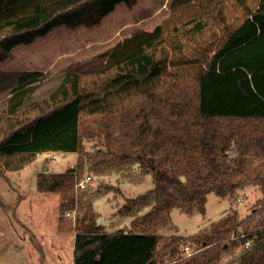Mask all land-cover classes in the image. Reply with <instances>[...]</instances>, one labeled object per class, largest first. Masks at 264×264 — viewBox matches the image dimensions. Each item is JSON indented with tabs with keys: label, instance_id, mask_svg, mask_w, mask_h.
I'll return each mask as SVG.
<instances>
[{
	"label": "trees",
	"instance_id": "1",
	"mask_svg": "<svg viewBox=\"0 0 264 264\" xmlns=\"http://www.w3.org/2000/svg\"><path fill=\"white\" fill-rule=\"evenodd\" d=\"M131 2L0 0V62L15 59L17 48L25 47L26 60L45 58L49 67L62 53L53 45L54 30L74 29L87 15L94 16L89 42L108 40L124 24L120 13ZM36 43L43 46L32 49ZM97 57L105 61L101 68L67 72L49 97L52 106L28 123H17L21 127L0 140L5 158L0 172L17 171L44 151H80L82 120L100 116L99 139L109 142L119 130L122 147L91 168L132 159L152 174L153 187L125 206L155 194L149 213L193 201L203 211L207 187L218 195L226 185L236 188L224 176L238 171L244 156H264V0H170L168 13L151 28L135 31ZM44 78L37 67L16 74L5 113L17 114L32 86ZM0 80L8 82L7 77ZM78 175L74 168L42 175L37 188L61 191ZM235 213L191 235L197 251L177 264H215L239 243L264 236V231L238 232L223 241ZM79 226L73 264H160L179 253L172 246L160 250L155 233L105 232L92 214ZM240 259L239 264H264V242L248 247Z\"/></svg>",
	"mask_w": 264,
	"mask_h": 264
},
{
	"label": "rangeland",
	"instance_id": "2",
	"mask_svg": "<svg viewBox=\"0 0 264 264\" xmlns=\"http://www.w3.org/2000/svg\"><path fill=\"white\" fill-rule=\"evenodd\" d=\"M169 2L133 0L120 13L124 24L105 41L89 42L94 24L92 15H87L83 23L74 29L57 27L52 40L55 48L62 53L53 57V64L49 67L45 58L40 63L26 60V48L18 47L15 59L0 62V77L8 79V82L0 80V140L12 128L21 127L17 123H28L40 111L52 106L48 103L49 97L67 72L79 74L101 68L105 61L97 54L135 31L151 28L168 13ZM127 16L129 18H125ZM81 43L86 44L80 46ZM42 46L36 43L32 49ZM32 67L43 69L46 78L32 86L17 114L9 116L5 113L9 83H13L16 74ZM103 127L100 116L84 117L79 126L83 145L80 151L57 152L55 156L45 157L38 153L21 169L0 172V264H73L74 236L80 229L82 218L89 214L96 218L105 232L122 229L126 224L128 230L135 233L157 234L158 248L162 251L176 247L178 255L160 264H177L182 263L181 259H188L183 258L182 248L188 245L194 250L195 245L189 237L209 231L212 222L232 211H236L235 221L229 231L222 232L229 235H223V241H230L228 238L238 232L258 234L264 231V186L261 184L264 182V164H261L264 156H244L243 166L224 176L227 182H236V188L226 185L218 195L214 187H207L203 211L193 201L177 202L167 211L149 213L157 200L155 194L140 199L130 207L125 206L129 199L153 187L149 170L132 159L117 165L105 164L97 170L91 168L100 159L114 157V152L122 147L119 143L123 132L114 128L109 142H105L103 136L99 139L98 133ZM107 148L111 152H107ZM3 160L5 158L0 157V162ZM70 168L79 173L78 178L92 175V181L85 189L76 187L75 178L73 185L61 191L38 190L37 180L42 175L62 173ZM30 229L33 235L29 233ZM257 239L250 238L248 246L239 243L232 251L224 252L215 264H239L248 247L264 242V236L260 238L258 235Z\"/></svg>",
	"mask_w": 264,
	"mask_h": 264
},
{
	"label": "built area",
	"instance_id": "3",
	"mask_svg": "<svg viewBox=\"0 0 264 264\" xmlns=\"http://www.w3.org/2000/svg\"><path fill=\"white\" fill-rule=\"evenodd\" d=\"M57 152L60 153V154H63V152H60V151H52V150H50V151L41 152L42 154L40 156H42V157H45V156H55V154ZM52 159L54 160V158H52ZM92 178L93 177L90 174H86V175H84L81 178H77V180L75 182L76 183V187L79 188V189H82V190L85 189V187L88 186L90 184V182L92 181ZM68 214H70V213H68ZM241 235H243V234H240L239 236H241ZM235 237H238V236H235ZM232 238H234V237H232ZM249 244H250V241H249V239H247L244 242V245L245 246H248ZM182 250H183V254H184L183 255V258L189 257L193 253L196 252V250H193L188 245L183 246Z\"/></svg>",
	"mask_w": 264,
	"mask_h": 264
},
{
	"label": "water",
	"instance_id": "4",
	"mask_svg": "<svg viewBox=\"0 0 264 264\" xmlns=\"http://www.w3.org/2000/svg\"><path fill=\"white\" fill-rule=\"evenodd\" d=\"M180 179H181V180H184L185 178H184L183 175H181V176H180ZM128 229H129V227H128L126 224L124 225V228H122V230H124V231H127Z\"/></svg>",
	"mask_w": 264,
	"mask_h": 264
},
{
	"label": "crops",
	"instance_id": "5",
	"mask_svg": "<svg viewBox=\"0 0 264 264\" xmlns=\"http://www.w3.org/2000/svg\"><path fill=\"white\" fill-rule=\"evenodd\" d=\"M31 232V234L33 233L32 230L30 229L29 233ZM33 235V234H32Z\"/></svg>",
	"mask_w": 264,
	"mask_h": 264
}]
</instances>
